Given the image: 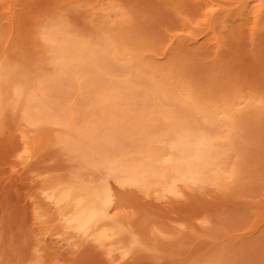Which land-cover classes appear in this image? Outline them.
I'll use <instances>...</instances> for the list:
<instances>
[{
	"label": "rangeland",
	"instance_id": "1",
	"mask_svg": "<svg viewBox=\"0 0 264 264\" xmlns=\"http://www.w3.org/2000/svg\"><path fill=\"white\" fill-rule=\"evenodd\" d=\"M167 118L214 142L206 176L114 177L111 157L169 151ZM104 183L105 217L75 226ZM0 264H264V0H0Z\"/></svg>",
	"mask_w": 264,
	"mask_h": 264
},
{
	"label": "bare ground",
	"instance_id": "2",
	"mask_svg": "<svg viewBox=\"0 0 264 264\" xmlns=\"http://www.w3.org/2000/svg\"><path fill=\"white\" fill-rule=\"evenodd\" d=\"M65 40V39H64ZM71 41V40H70ZM67 40V42H70ZM75 41V40H74ZM58 42V41H57ZM73 42V41H72ZM75 44V42H74ZM51 46V44H50ZM81 47V46H80ZM84 47V46H83ZM82 47V48H83ZM88 47V46H87ZM75 48L74 46H71L70 44L68 43H63V42H59V44L57 46H55V51L56 53H58V56H59V63L62 62L61 64V67H63V69L66 67L68 71H70L68 69V67L72 70V68L70 66H74V67H80V69L83 67V64H85V61L87 62V60L89 59L87 55V52L88 50L86 51L85 49H88V48ZM90 50V49H89ZM54 51V50H53ZM54 51V53H55ZM86 51V52H84ZM55 53V54H56ZM85 54V55H84ZM57 55V54H56ZM55 55V56H56ZM57 56V57H58ZM88 58V59H87ZM57 60V61H58ZM58 64V63H57ZM57 64H56V67H57ZM65 65V67H64ZM59 67V66H58ZM85 67V66H84ZM88 68V67H87ZM59 69V68H58ZM62 69V68H61ZM84 68H82L83 70ZM66 70V69H65ZM66 70V71H67ZM90 70V69H89ZM73 71V70H72ZM91 71H93V69H91ZM62 72H64L62 70ZM74 72H77V71H74ZM114 83V82H113ZM113 85V84H112ZM111 85V86H112ZM114 85H117V84H114ZM109 87V86H108ZM118 87V86H117ZM115 87V88H117ZM113 88V86H112ZM111 88V89H112ZM128 88L130 87H126L125 90H128ZM102 89V88H101ZM110 90V89H109ZM108 90V91H109ZM120 90V88H119ZM123 89L121 88L120 90V93H122ZM124 90V91H125ZM130 90V89H129ZM100 91V90H99ZM98 92V91H97ZM96 92V93H97ZM114 92V91H113ZM158 93V92H157ZM106 94V93H105ZM165 94V92H164ZM99 95L101 96V94L99 93ZM107 95V94H106ZM116 95V94H115ZM145 96V95H144ZM142 99H146V96ZM150 96V95H148ZM147 96V97H148ZM107 97V96H106ZM131 97V96H130ZM151 97H154L151 95ZM156 97H157V94H156ZM128 98V97H127ZM134 98V96H133ZM150 98V97H149ZM114 100V99H113ZM125 100V99H124ZM123 100V101H124ZM134 100V99H132ZM150 100V99H148ZM153 100V99H152ZM121 101V100H118V102ZM135 103L134 104H137V106L140 104V102L138 103L137 100H134ZM133 101V102H134ZM141 101V99H140ZM145 101V100H144ZM154 101V100H153ZM189 101V100H188ZM126 102V101H125ZM124 102V103H125ZM151 101H149V104L148 105H151L150 103ZM159 102V101H158ZM120 103V102H119ZM123 103V104H124ZM147 103V102H146ZM153 103V102H152ZM190 104H192L191 102H187ZM197 103V102H194V104ZM122 104V103H121ZM129 104H131L129 102ZM128 104V105H129ZM120 105V104H119ZM133 105V104H132ZM131 105V107H132ZM109 106V109L108 110H112L111 109V106L110 105H107ZM121 106V105H120ZM130 106V105H129ZM135 106V105H134ZM141 106V105H139ZM193 106V104L191 105ZM123 108H125V106H122ZM121 107V108H122ZM143 107H145L143 105ZM141 108L142 111H144L143 109L145 108ZM151 107V106H150ZM196 107H199L196 106ZM138 108V107H137ZM148 108V107H147ZM200 108V107H199ZM202 108V107H201ZM103 109V108H102ZM101 109V110H102ZM107 109V108H106ZM129 109V107H126V110ZM153 109V107H152ZM151 109V110H152ZM184 109V108H181V110ZM198 109V108H197ZM202 109H205L204 107ZM213 108H211L210 110L212 111V113H214V111L212 110ZM124 110V109H123ZM140 110V113L142 112ZM146 110V109H145ZM196 110V108H195ZM194 110V111H195ZM199 110V109H198ZM209 109H206V111L208 112ZM104 111V110H103ZM119 111V110H118ZM129 111H132V110H129ZM186 111V109L184 110ZM201 111V110H200ZM204 112V110H202ZM111 113V111H109ZM123 112V111H122ZM126 113L123 112V121L121 122H126L125 120H127L129 122V117L131 118V114H129L127 111H125ZM135 112V111H134ZM147 112V111H146ZM151 114L154 113L152 111H150ZM180 112V111H179ZM107 113V112H106ZM105 113V114H106ZM130 115L128 117V115ZM143 113V112H142ZM167 112H165L164 114H166ZM174 113V112H173ZM182 113V112H181ZM191 113V111H190ZM189 113V114H190ZM209 113V112H208ZM35 114V113H34ZM37 114V113H36ZM39 114V113H38ZM105 114H103L105 116ZM108 115H110L109 113H107ZM106 114V115H107ZM117 114V113H116ZM122 115V113H120ZM134 114V113H133ZM145 115V112L143 113ZM142 114V115H143ZM155 114V113H154ZM176 114V113H174ZM188 114V113H187ZM186 114V115H187ZM205 114V113H204ZM211 114V113H210ZM107 115V116H108ZM126 115V116H125ZM134 115H137L134 114ZM139 115V113H138ZM150 115V114H149ZM162 115V114H161ZM179 115V114H177ZM177 115H172L174 118L177 117ZM207 115V113L205 114ZM106 116V117H107ZM120 115H118L119 117ZM147 115H145L143 122L146 121ZM152 116V115H151ZM151 116H148V117H151ZM157 117V120L155 121L157 123V121L160 120V118L158 117L159 115L156 114L155 115ZM166 116V115H164ZM168 116V114H167ZM188 116V115H187ZM186 116V117H187ZM210 116V115H208ZM39 117V116H38ZM138 117V116H136ZM184 117V122H185V118ZM105 117H102V119H104ZM109 118V117H108ZM107 118V119H108ZM121 118V116L119 117V119ZM125 118V119H124ZM179 119L180 116H178ZM176 118V119H178ZM188 118V117H187ZM213 118V116H212ZM101 119V120H102ZM129 119V120H128ZM162 119V118H161ZM219 119V118H218ZM112 120V117H110L109 119V122H107V125L109 126L110 125H113V121H110ZM140 120V119H139ZM148 120V119H147ZM166 120V119H165ZM171 120V118L169 119ZM168 118H167V123L165 122V124L161 125L162 126V132H164L168 138V147L167 149L169 150L168 152L165 150L164 152H160L158 153L159 156L157 157L158 159H160V161L157 163V159H155V153H153L156 149L159 148L160 150V147H156L155 148H150V149H147V147H145V150H146V153L143 154L141 157L139 158H125L124 156L123 157H118V158H109V157H106V156H109V153L106 154V156H104V158H109V161H108V167L110 169V173L113 174L114 177H117V178H120V180L122 181H125V182H129V183H145L147 181H158L162 184V187H164L165 189H173L174 190V187L176 185V183L178 181H187V180H194V179H199L201 180L202 177L206 176V171H208L209 169V166H210V163L212 164V153H211V149L214 148L215 149V146H214V142L212 141H206V138H204L203 136L201 135H194L191 131H184V132H180L178 131V128H179V124L178 123H175V122H172V121H169ZM175 120V119H174ZM108 121V120H106ZM132 122V120H130ZM181 121V120H180ZM221 121V119H220ZM105 122V120H104ZM129 122V123H131ZM159 122H164L163 120L162 121H159ZM183 123V121H181ZM189 122V119L187 122H185V124H187ZM103 122L100 121V127H102V125L104 126V123L102 124ZM109 123V124H108ZM190 123V122H189ZM188 123V124H189ZM99 124V122H98ZM106 124V122H105ZM128 124V123H127ZM135 124V123H134ZM192 124L193 123H190L189 125L191 126V129L193 130L196 126L193 124V126L195 127H192ZM106 125V126H107ZM158 125H160L158 123ZM107 126V127H108ZM134 127V125H132ZM152 126V125H151ZM106 127V128H107ZM132 127V129H133ZM157 127V126H156ZM135 128V127H134ZM137 128V127H136ZM146 128V127H145ZM152 128V127H151ZM197 128V127H196ZM139 129V128H138ZM137 129V130H138ZM153 129V128H152ZM158 129V127L156 128ZM90 130V129H89ZM88 130V132H86V134L90 133ZM87 131V130H86ZM92 131V129H91ZM136 131V130H135ZM80 132V131H79ZM108 132V131H107ZM105 131V135H102L103 137L104 136H107V133ZM131 132V131H130ZM197 132V131H196ZM199 132V131H198ZM83 133V132H82ZM85 133V131H84ZM93 133V132H91ZM90 133V136L92 137L95 132L93 134ZM146 133V132H145ZM148 133V134H147ZM146 133V137H148L147 140H149L151 138V135H149V132ZM131 134V133H130ZM129 134V135H130ZM96 135V134H95ZM128 135V133H127ZM89 136V137H90ZM145 136V135H144ZM153 136V135H152ZM87 137V135H86ZM89 138L90 140L93 138L94 139V136L92 138ZM124 137V136H123ZM141 137V135H140ZM88 138V137H87ZM105 138V137H104ZM101 137V139H104ZM132 138V137H131ZM165 138V137H164ZM87 139V140H89ZM109 139V138H108ZM106 139V140H108ZM157 139V138H156ZM90 142V145H93L94 147L97 145H99L100 143L99 142H103V141H98L100 139H98L97 141H94V140H91ZM115 140V139H114ZM136 140V138H135ZM140 140V139H139ZM93 141V142H92ZM111 141V140H110ZM142 141V140H140ZM144 141V140H143ZM84 142H86L85 144H89L88 141L84 140ZM92 142V144H91ZM95 142V143H94ZM112 142V141H111ZM146 142V141H145ZM96 145H94V144ZM98 143V144H97ZM105 143V139H104V142ZM220 143V141H219ZM113 144V143H112ZM214 146V147H213ZM162 148V147H161ZM114 150V149H113ZM163 151V150H162ZM163 153V154H162ZM111 156V155H110ZM128 157V156H127ZM105 159V161H106ZM212 170H215V169H212ZM209 171L210 173V176L209 177H206V179L212 177L211 174L214 173V171L211 173V171ZM219 170V169H218ZM218 170L216 171L217 173V178L219 179L218 177ZM220 172V171H219ZM220 174V173H219ZM208 176V175H207ZM215 176L216 178V175H213V177ZM220 176V175H219ZM221 177V176H220ZM203 179V178H202ZM105 184V183H104ZM108 189H109V186L108 185H103L102 187L100 188H91L89 191H87V193L85 194H80L79 196H77L74 201H73V206H74V211H73V214L72 216H70V219H73V223L75 226H78V227H81L82 226H85V225H89V224H92L94 221H96L97 219H100V218H103V216L105 217V210H106V207L108 205V203L110 202V194L108 192ZM62 190V189H61ZM72 188L68 189V187L66 188V190L63 189V191L60 192V194H58V199L59 200H62V199H65V197H67L69 194H71L72 192ZM67 218V217H66ZM66 221V220H65ZM67 225V224H66ZM73 225V226H74ZM70 226V225H69ZM102 229V228H101ZM100 229V230H101ZM104 230V229H103ZM104 232H106V230H104ZM103 232V234H104ZM101 234V233H100Z\"/></svg>",
	"mask_w": 264,
	"mask_h": 264
}]
</instances>
